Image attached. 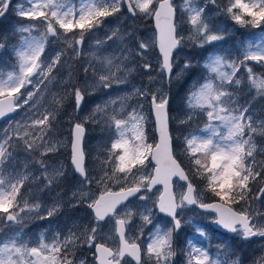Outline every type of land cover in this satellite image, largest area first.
Segmentation results:
<instances>
[{
	"label": "snow or ice",
	"instance_id": "snow-or-ice-1",
	"mask_svg": "<svg viewBox=\"0 0 264 264\" xmlns=\"http://www.w3.org/2000/svg\"><path fill=\"white\" fill-rule=\"evenodd\" d=\"M31 7L19 10V16L27 18L32 23L28 27H19L18 32L29 33L39 32L38 36L23 38L21 50L17 52L19 60V71L9 72L6 79H0V117L15 112L17 109L27 107L28 117L31 123H17L15 129H6L0 135V220L6 218L11 222H18L19 213L32 211L27 200L21 201L23 193L21 188L29 179L27 175L18 177L11 173L6 177L4 174L5 161L11 157L12 153L8 150L12 145V140H22L26 151H34L43 148L40 153L45 156L50 152H56L57 147L47 137L52 129V124L56 121L59 108L49 110L45 107L43 96L41 95L46 81L50 80V74L61 63L63 52H57L53 58L46 60L43 57L45 46L49 37L57 38L63 35L66 39L68 48L76 52L75 45L83 44L86 33L99 27L105 18L115 15L121 11L124 0H80V7L76 8L71 0H29ZM10 0H0V16H3ZM195 0H185V7L191 13L190 23L194 26L196 36H189V39H199L200 46L213 41L222 40L223 36L214 34L212 27L202 19V8L191 7ZM153 0H129L127 4L128 11L135 14L138 10L145 15L153 13ZM226 12L231 18L240 25L252 24L255 27L264 25V0H228ZM157 21L163 16L164 28L161 30L159 39V50L162 54L160 63L161 73H172L171 54L173 49L178 48L184 40L179 35L178 26L174 22V8L170 0H163L159 8L154 12ZM41 27L43 31H40ZM159 27V24H158ZM116 34L115 32L113 33ZM71 35L73 39H67ZM78 35V39H76ZM111 38V37H109ZM139 49L149 48V43L140 42ZM79 55V53H76ZM127 59V56L124 57ZM210 62L205 65L212 73L216 74L219 83H214L209 79L203 83L200 88L192 92L188 97V108L193 113L189 115L182 123L190 122L194 115L200 112H206L208 120L218 121L219 125L209 124L207 131L210 135L198 136L190 133L184 137V150L189 157L190 162L195 168V174L200 175L207 181V187L214 193L220 201L230 205H246L239 212L232 207H223L222 204L199 203L200 208L215 209L218 214L216 223L224 229L231 232H240L242 237L247 239L252 236L264 237V212L250 211L249 187L252 181L261 177L264 172V163L257 166L254 160V152L257 150L252 140V135L257 131L253 127L251 116H246L248 108L244 106L233 107L236 103L233 99V93L224 89L231 84L239 85V79H233L239 67H246L248 61H255L258 64H264V37L256 45L255 49L251 44L243 53V59L237 64L235 61L226 62L220 55L209 57ZM107 67L102 71L107 74H100L93 85L85 84L84 90L80 87H74L68 93L74 98L75 107L80 108L84 99L85 91L88 87H100L104 89L111 88L114 83H124L117 76V72L123 69L115 66L112 71L113 60L106 58ZM145 69H150L151 64L145 63ZM185 67H188L186 64ZM224 67L232 69L231 73L222 71ZM132 71V69H128ZM87 73V68H85ZM249 79L258 90H264V79L253 78L251 68H247ZM93 75L96 76V70L93 69ZM3 73L0 72V77ZM151 80V78H149ZM31 86V90H29ZM46 86V85H45ZM23 90V91H22ZM134 95L138 98L147 100L150 104V110L155 114V123L160 135V142L153 146L146 142L144 132L145 116L141 115L143 105H139L140 111L136 108L131 113H125L122 104L120 111L113 110L111 115L107 114V108L101 109L99 106L93 111L92 115L86 117L80 122H74L69 130L71 144V165L75 173L80 177L82 185L90 186L95 180L97 184H105V181L116 180L118 175L122 176L125 182L131 176L134 186L120 187L118 192H112L105 186L104 193L91 201L88 207L94 212V226L86 228L80 236L69 232L68 235L61 238L60 233L52 238V242L47 244L43 237L36 247H29L28 242L23 241L17 233L13 237L0 240V264H75L74 259H69L68 249L77 244L82 238L83 242L90 248H95L94 259L98 264H129L127 257H131L135 264H144L143 256H147L153 261V264H167L168 258L172 253V234L181 225V220L177 218L178 210H182L187 205L197 204L198 200L196 189L189 179L188 173L184 171L181 163L172 154V137L168 129V104L167 95L159 89L150 92L145 88L135 89ZM64 97L55 101L61 105ZM127 99V97L123 98ZM115 105L116 101H110ZM104 112L103 119L107 122L109 129H115L117 139L111 143L107 151V159L102 161L100 171L103 173L96 179L90 178V172L95 169L85 167V152L83 149V138L85 135L84 124L89 120H94L97 113ZM239 113L238 115L234 113ZM126 118H122L125 117ZM131 126V127H129ZM220 126L227 129V135L220 130ZM247 130L248 138L245 139ZM130 132L129 137L125 136ZM21 133H23L21 135ZM35 134V135H34ZM261 135H264V124L261 125ZM29 137H33L29 140ZM155 161L154 172L147 175L136 176L137 172L143 173L149 162ZM37 164L46 172L47 165L44 161L38 160ZM259 169V170H258ZM111 173V174H109ZM62 175L54 173L53 178ZM176 177L186 185V191L177 194L171 191L172 178ZM48 179V184L52 179ZM120 183V181H116ZM163 183L167 196L161 195L156 202L158 210L172 219V227L161 229L157 227L155 233L150 234L146 249H141V245L136 242L139 237L131 238L127 236L126 226L130 225L133 212L127 208L125 201L129 197H138L141 201L148 197L146 193L151 192L154 185ZM259 192L264 195V188ZM143 193V194H142ZM76 195L75 193L73 194ZM81 199H91L89 193L80 194ZM259 199V197H256ZM119 206V207H118ZM39 208L40 205L34 206ZM125 209V216L121 218L120 208ZM58 208L53 207L47 211V216L55 215ZM151 212L152 209H145ZM146 223H151L149 216L141 217ZM114 222V235L112 239L118 240L115 249L106 247L103 243H97V238L101 232V222ZM200 235L203 231L197 229ZM190 250L188 253V264H226L219 259L209 258L207 250L192 246L189 242ZM47 253V255H44ZM80 264H85L81 261ZM257 264H264V258H261Z\"/></svg>",
	"mask_w": 264,
	"mask_h": 264
},
{
	"label": "rangeland",
	"instance_id": "rangeland-1",
	"mask_svg": "<svg viewBox=\"0 0 264 264\" xmlns=\"http://www.w3.org/2000/svg\"><path fill=\"white\" fill-rule=\"evenodd\" d=\"M159 0H153V13L157 6ZM163 1V0H162ZM87 2V0H86ZM174 10H176V15L178 14V33L184 37L183 42L174 53V64L172 63V68L177 73L184 70L187 62L193 63L194 67H200L198 73L193 74L191 81L189 83L190 90L186 92V96L181 92L176 94L175 98L178 99L177 102H180L184 99L186 103V113L188 115H182L180 126L184 125L182 121H185L187 117L192 113L188 108V97L189 95L198 90L200 86L205 83L207 80L211 79L214 83H219L216 74L212 73L210 69L206 68L205 65L210 62L209 57H214L215 55H220L225 58L226 62L235 61L239 64V61L243 59V53L249 47V44L255 49L256 45L261 42V38L264 37V25L262 27H255L252 24H247V27L250 31V34L247 38L239 40L233 37L238 33L245 31L244 25L237 24L231 16L226 12V7L228 6V0H195L194 4H189L188 8L196 7L202 8V19L212 27L214 34H219L223 36L222 40L213 41L211 44L205 43L203 46H200L199 39H189V36H196L195 28L190 23V16L194 13H191L185 7V0H171ZM15 3L17 4L16 6ZM71 3L75 5L76 8L80 7V0H71ZM23 7L25 9L31 7L29 0H10V3L7 7L3 16H0V29L6 28L8 24L4 27L1 25L9 16L12 15L13 9L16 10L17 16H19V10ZM145 15L140 13L138 10L133 16H129L128 13H124V10H121V13H116L113 16L105 18L103 23L94 28L91 32H88L84 36V42L80 45H75L76 52L71 51L66 43V39L63 35L59 38V49L57 52H71L72 57L68 69L66 81L71 84L62 88V91H68L70 88L80 87L84 90L85 84L93 85L96 83V79L100 74H107L105 71H102L107 67L106 58L113 60L112 71H115V66H120L123 70L117 72V76L120 80L125 81L124 83L116 84L114 83L111 88L104 89L100 87H88L85 91L84 99L81 103V108L79 115L72 119V123L80 122L86 117L92 115L93 111L99 106L101 109L107 108V114L111 115L113 110L120 111L122 104L124 105L125 113H131L133 108H136L137 111H140L139 105H143V111L141 115L145 116L144 122V132L146 135V142L152 146L155 145L156 138H153L150 130L152 128L149 125V118L147 116L148 108L150 104L147 100L138 98L134 95L135 89L145 88L150 92H155L160 90L165 95L168 92V86H163V78L160 71L161 60L152 53L154 38H155V49H156V35L151 32L150 27L147 23L151 19L152 15ZM16 23V21H14ZM176 23V19L174 21ZM32 21L27 19V23L19 21L16 23V26L12 27V30L15 32V39H13L11 44V62L9 65H14L13 61H16V69L11 72L19 71V60L17 52L21 50V45L23 38L31 36H38L37 31L29 33L18 32L19 27H28ZM40 31H43L41 27ZM116 33L115 35L113 33ZM111 37V38H109ZM78 35L76 39H78ZM67 39H73L71 35L67 36ZM49 42L54 44V39L49 37ZM145 42L149 43L151 46L141 53L139 49V43ZM233 43V49H227V43ZM2 44H0L1 48ZM200 50V51H198ZM56 52V53H57ZM79 53L77 55L76 53ZM157 52V50H156ZM55 53V54H56ZM158 54V52H157ZM55 56V55H54ZM53 56V57H54ZM127 56L125 60L124 57ZM159 58L160 55L158 54ZM50 52L44 57L46 60H49ZM62 58V57H61ZM73 58L76 62L73 61ZM194 61H191V59ZM187 60V61H186ZM82 64L87 66L88 74L85 76L83 82L80 85L73 86L71 81L73 78L71 64ZM145 63H150L151 68L145 69L143 65ZM257 65L259 68L264 67V64H258L255 61H248L246 67L241 66L242 74L245 73V79L248 82V89L252 88V97L251 93L243 96V101L238 99L233 95V99L236 101L232 106L239 107L244 106L248 108L246 116H251L253 127L257 131L252 135V140L256 146V151L254 152V158L258 152L263 151L262 144L257 145V135L260 138H264V135H261V125L264 124V104H262L261 95L264 93V90H258L255 85H253L249 79L247 73V68H251L253 65ZM190 66V65H188ZM9 67V66H8ZM57 67L65 68L63 61L57 65ZM93 69L96 70V76L93 75ZM132 69V71H128ZM147 71L144 75H140L139 71ZM252 74L253 78L264 79L263 73H254L253 69ZM222 71L231 72L232 69L229 67H224ZM3 73V76L0 79H6L7 74L10 71H0ZM56 73V72H55ZM186 74L179 75L177 77H172L169 81L172 89L174 91L179 89L180 83H183V76ZM151 78V80L149 79ZM54 79L50 77L49 81L53 82ZM236 84L228 85L224 90L229 91V87H235ZM31 90V86H29ZM23 91V90H22ZM45 91H42L41 95L43 96V101L46 107L53 106V103L65 93H62L61 90L58 92H49L43 95ZM232 93V92H231ZM127 97V99H123ZM116 101V104L113 105L110 101ZM170 101V100H169ZM260 101V102H259ZM200 112V110H196ZM262 112V114H260ZM203 118L202 126L190 130L187 135L181 136L178 133L175 135V145L172 141V149L175 157L182 154L188 157L184 149V137L188 136L190 133L198 136H208L211 133L207 131V126L211 124L219 125L218 121H209L206 115ZM151 114V110H150ZM238 115L239 113H234ZM105 113H97L94 120H89L84 124L86 129V136L83 141V149L85 152V167L87 169H95L90 172V178L95 177L99 179L103 173L100 171L102 161L107 159L106 153L111 147V143L117 139V133L115 132L114 127L109 129L107 127V122L103 119ZM152 115V114H151ZM169 124L170 127L175 126L173 123V115L168 111ZM122 118H126L122 117ZM17 123H31V120L28 117L27 107L18 109V115L15 118L8 119L7 121L0 124V135L3 134L6 129H15ZM154 123V122H153ZM131 127V126H129ZM172 130V129H171ZM219 130L227 135V129L223 126H220ZM58 129L51 131L52 138L56 137L55 133ZM59 132V131H58ZM23 133H21L22 135ZM35 135V134H34ZM130 132H126L125 136L129 137ZM49 136V133H48ZM70 137V136H69ZM33 137H29L31 140ZM48 138V137H47ZM245 139L248 138L247 130L245 134ZM52 143L56 144L57 151H60L59 158L54 155V152H50L47 155H51L48 160H43L47 155L41 156L40 153L44 151L43 148H38L34 151H26L25 144L22 140L13 139L12 140V155L7 161H5L4 174L7 177L9 173L14 177L27 175L29 179L25 182L21 192L23 193L21 207H23V200H27L29 206H32V211H25L19 213L18 222L8 221L6 218L0 220V240L7 239L9 237L15 236L17 233L23 241L28 242L29 247L38 246L41 237L45 243L50 244L52 238L56 233H60L61 238L68 235L69 232L75 233L76 236H80L86 228L94 226V216L88 207V204L92 200L98 198L99 194L104 193L105 186L111 189L112 192H118L120 187L125 188L134 186L130 181L132 177H128L129 182H125L122 176L118 175L116 180L105 181V184H97L95 180L92 181L91 185H82L80 182L79 175L75 174L72 186L66 187L64 190L53 189L51 184H48V179H45V175L49 179L53 178L54 173H62V175L56 176L52 179V182H57L60 178L67 173L66 167L70 165V157L68 160L65 155V152H69V144L64 142L63 139H49ZM173 140V138H172ZM43 160L45 165H47L46 172L44 169H41L40 165L36 163L38 160ZM184 165L189 161L183 158ZM191 163V162H190ZM192 164V163H191ZM193 166V165H192ZM194 167V166H193ZM72 168V167H71ZM195 169V168H194ZM73 170V168H72ZM153 172V165L151 164L150 157L147 167L143 173L137 172V178L144 174H151ZM111 174V173H109ZM192 179L196 178L195 175L191 176ZM120 181L117 183L116 181ZM199 186L194 185L196 189V197L198 203H206L207 196H215L212 191L207 187V181L200 177L197 179ZM74 186V187H73ZM56 188H59L55 184ZM261 186L256 188V194L249 198L250 211L264 212V195H261L259 192ZM175 192L177 198L179 194L185 191V185L179 183L178 181L174 182ZM264 188V184L262 186ZM44 191V192H43ZM48 192V194H47ZM87 192L91 199H81V193ZM76 194L75 196L73 194ZM161 193L160 188H155L151 192L146 193L147 199L141 201L138 197L127 203V208L133 212L131 217L130 225L126 226L127 236L131 238L139 237L136 240L137 243L141 245L142 252L146 249V244L149 242L150 234L155 233L157 227L166 224L167 228H171V225H168V222L165 219H168L157 212L156 202L158 201V196ZM143 194V193H142ZM259 197V199H256ZM39 204L40 207L37 209L34 206ZM199 205V204H193ZM234 206V207H232ZM235 211L239 212L242 207L246 205H232ZM53 207L58 208V211L55 215L48 217L47 211ZM152 209L151 212L145 211V209ZM88 209V210H87ZM89 214L90 225L88 222L80 221V217H83V214ZM121 218L125 216V209L120 208L119 213ZM147 215L151 219V223H146L142 220V216ZM178 219L181 220L182 228L178 231H173L172 234V253L168 258L167 264H188V253L190 250L189 242H192V246L200 247L207 250L209 258L212 260L219 259L221 262L225 261V256L230 257L231 254V243L238 244L242 247L244 252L251 251L253 254H256L255 257L259 259L264 258V237L254 236L253 239H245L242 237L240 232H236L231 242L222 239L220 236L213 234L211 232L212 227L209 225L212 221L211 216L208 213H203L199 208L194 209L185 206L182 210H178ZM215 220V219H214ZM74 221L77 226L70 225ZM259 223H264V221H259ZM161 228V227H160ZM203 231L204 235H200V232L197 229ZM23 231V233H19ZM114 235V222L109 221L107 223L101 222V232L97 238V243H103L107 246L116 248L118 240L114 241L112 239ZM249 240V241H246ZM246 241V242H244ZM209 242H212L209 245ZM77 244L86 245V253L77 259H75L76 264H80L81 261H84L85 264H95L94 259V248H90L87 244L83 242L81 238ZM47 255V253H44ZM182 255L181 257H179ZM129 264H135L129 257H127ZM144 264H153V261L149 259L146 255L143 256ZM226 262V264H232L231 261Z\"/></svg>",
	"mask_w": 264,
	"mask_h": 264
},
{
	"label": "trees",
	"instance_id": "trees-1",
	"mask_svg": "<svg viewBox=\"0 0 264 264\" xmlns=\"http://www.w3.org/2000/svg\"><path fill=\"white\" fill-rule=\"evenodd\" d=\"M17 4L15 3L14 6H16ZM14 21H16V23L18 21H19V23H22V22L27 23V18L17 16L16 10L13 9L12 15L9 16L8 19L5 20L3 22V24L1 25L2 27H4L6 24H8L6 26V28L0 29V44H2V46L0 48V71H10L11 72V71H14L16 69V61H13L14 65H9L11 62V50H12L11 44H12L13 39H15V36H16L14 30H12V27L16 26V23ZM262 26H260V27H262ZM244 28H245V31L235 35V37H233L234 40L236 38H238L239 40H243V39L248 37V35L250 34V31L247 27V24L244 25ZM58 40H59V38L56 39V44L59 46ZM227 49L228 50L233 49V43L232 42L227 43ZM70 53L71 52H66V53H64V55H62L61 61H63L65 68L56 67L53 70V72L50 74V77H52L54 79V81L53 82H45L46 86L45 85L41 86L43 91H45L43 93V95L46 93L52 92V91L58 92L61 90L62 93L65 92L62 95V97H64V99H63V102L61 105H57L56 103H53V106L47 107L50 111L54 110L56 108H59V111L57 112L56 121L53 122L52 129H51V131H52L56 128V129H58L59 132L57 131L55 133L56 137L52 138L51 131H50L48 139H56L57 140V139L61 138L64 140L65 143L67 141L68 144L70 141L69 130L73 125L72 119L79 115L80 108H81V105H80V108L77 109L75 107L74 98L71 97L70 95H68V93H70L73 90V87L70 88L68 91H66V90L62 91L63 87L71 85L66 81L67 69H68L69 63L72 59ZM73 61L76 62L74 58H73ZM70 67L72 68V72L74 75L72 78V81H71L72 85L73 86H76L77 84L80 85L83 82L85 76H87V74H88V69H87V73H85V68H87V67L83 66L82 64H78V63L71 64ZM251 68L253 69L254 73H263V75H264V67L259 68L257 65L254 64L253 66H251ZM194 70H195V73H198V71L200 70V67H194ZM242 71H243V69L239 68L238 71L236 72L234 78H233L234 80L239 79L241 81V83L239 85H236L235 87H229V91L232 92L235 97H237L238 99L243 101V96L251 93L252 88L250 87L247 91L248 82L245 79V73L243 74V77L241 79ZM144 74L145 73H142V75H144ZM190 81L191 80L183 81V83H180V85H179V87H181L180 88L181 93L184 94L185 96H186V92L189 90ZM169 92H170L171 97H170V101L168 104V111L170 113H172L173 123L175 125V126L172 125V127H170V131H171V136L173 138V142L175 145V135L178 133L179 135L184 136V135H187V133H189L190 130H192L194 128L201 127L202 126L201 121L203 120L205 114L201 113V112H197L199 114L194 115L193 119L190 122L184 123V125L180 126V121H181L182 115H188L186 113V103H185L184 99H182V101L179 99L180 102H177L178 99L175 98L176 97L175 95L178 94V90L174 91L172 89L171 85L169 86ZM252 95L253 94L251 93V97H252ZM261 97H262V104H264V93L261 95ZM45 107H46V105H45ZM147 114H148V118H149V125L152 128V130H150V132L154 138L155 137L154 123H153V119L151 118L150 107L148 108ZM260 114H262V112ZM190 115H193V113H191ZM261 144L263 146V151L258 152L256 154V157L254 158V160L257 163V166L260 163H264V138H260V136L257 135V145L260 146ZM182 150H184V149H182ZM59 154H60V151L54 152V155L57 158H59ZM65 155L67 157L65 160L67 161L70 154L67 151V152H65ZM50 156L51 155H47L43 160H48L50 158ZM183 158H185L189 161L185 165L183 162ZM176 159L181 163V166L186 170V172L188 173V175L190 177L192 175H195L196 178L192 179V177H191V179L196 186H199L200 184H199L197 179H199L201 176L195 174V169L192 166V164L190 163L189 157L180 154V155H178V157H176ZM66 170H67V173L63 176V178H60L56 183L55 182L51 183V187L53 189L64 190L66 187L72 186L74 184L75 181H73V179L75 176L72 173L73 172L72 168L68 165V167H66ZM55 184H57V186H59V188H56ZM263 184H264V172H262L261 177L257 178L255 181H252L250 183L249 187L251 188V192L249 194V198L251 196H254L256 194V188L258 186H261L260 188H262ZM207 198L209 200L220 201L219 198L216 196H207ZM227 205L232 206L230 204H227ZM232 207H234V206H232ZM77 219H80V221L86 220L88 222V224L90 225L89 214H87L85 212L83 214V217H80ZM77 224H75L74 221H72V223L70 225L76 227ZM86 249H87L86 245H80V244L73 245L71 248L68 249L69 259L75 260L78 257L84 255L86 253ZM255 255L256 254H253L251 251L244 252L240 245L235 244V243L234 244L231 243V254H230L229 258H227V257L225 258V261L226 262L228 261V263H230L229 261H231L232 264H257V262L260 261L261 259H259L258 257H255ZM181 256L182 255H180V257ZM75 264H76V262H75Z\"/></svg>",
	"mask_w": 264,
	"mask_h": 264
},
{
	"label": "water",
	"instance_id": "water-1",
	"mask_svg": "<svg viewBox=\"0 0 264 264\" xmlns=\"http://www.w3.org/2000/svg\"><path fill=\"white\" fill-rule=\"evenodd\" d=\"M155 20V22H157V18H155L154 19ZM155 25H157V24H155ZM157 31H158V35H157V48H158V50H159V39H160V34H159V29H156ZM159 52H160V50H159ZM161 54V53H160ZM151 113H152V118H153V121H154V124H155V133H156V136H157V143H159L160 142V135H159V132H158V130H157V126H156V123H155V114H154V112H152L151 111ZM167 115H168V111H167ZM168 129H169V123H168ZM85 136H86V129H85V135H84V138H83V141H84V139H85ZM156 143V144H157ZM153 149H155V146H154V148ZM171 150H172V145H171ZM173 154V153H172ZM70 162H71V159H70ZM151 162H152V164L154 165V166H156L155 165V161L154 160H151ZM155 168V167H154ZM154 172V171H153ZM75 174H77V173H75ZM78 175V174H77ZM176 177H173L172 178V181H171V191H173V185H172V182H173V180L175 179ZM156 186H161L162 187V194L161 195H164L165 197L167 196V192H166V189H165V186H164V184L163 183H157L156 185H154V187H153V189L156 187ZM152 189V190H153ZM101 195V194H100ZM99 195V196H100ZM160 195V196H161ZM98 196V197H99ZM131 198H133V197H129V199H128V201L131 199ZM160 198V197H159ZM125 203H127V201H125ZM210 204H222L223 205V207H225V208H227V207H230V206H227V205H225V204H223V203H221V202H212V203H210ZM119 207V206H118ZM200 210H202V211H205V212H212V213H214V214H216V217H217V219L219 218L218 217V214H217V212H216V210L215 209H212V208H209V209H204V208H200L199 207V205L197 206ZM157 209H158V206H157ZM234 210V209H233ZM91 212H92V214H93V216H94V212H93V210L91 209ZM158 212H159V210H158ZM160 214H163V215H165V216H167L166 214H164V213H161V212H159ZM167 217H169V216H167ZM171 218V217H170ZM216 219V220H217ZM216 220L214 221V222H212V226L214 227V228H216V229H218V230H220V231H223V232H227V233H229L230 235H232L234 232H231V231H229L228 229H224L221 225H218L217 223H216ZM180 228V227H179ZM179 228L178 229H176L175 231H178L179 230ZM251 237H249V238H247V239H250ZM130 259H131V257H129ZM132 260V259H131ZM134 262V261H133ZM95 263L96 264H98V261H96L95 260Z\"/></svg>",
	"mask_w": 264,
	"mask_h": 264
},
{
	"label": "flooded vegetation",
	"instance_id": "flooded-vegetation-1",
	"mask_svg": "<svg viewBox=\"0 0 264 264\" xmlns=\"http://www.w3.org/2000/svg\"><path fill=\"white\" fill-rule=\"evenodd\" d=\"M171 78L172 77H177V75H178V73L176 72V71H174V69L172 68V73H171ZM76 183V182H75ZM194 186V185H193ZM74 187V186H73ZM195 194V193H194ZM196 195V194H195ZM213 200H209L207 197H206V201L205 202H212ZM197 204H199V203H197ZM206 204V203H205ZM227 205V204H226ZM189 206V205H188ZM189 207H191V208H194V209H196V205H193V206H189ZM209 214V216H211V218H212V221L216 218L215 217V215H214V213H208ZM167 222H168V225H171L172 224V220L171 219H165ZM212 221L210 222V226H211V223H212ZM161 227V229H167V225L166 224H164V225H161L160 226ZM212 227V226H211ZM182 228V227H181ZM211 232L213 233V234H216V235H218V236H220L222 239H224V240H227V241H229V242H231V239L233 238V236H236L235 234L234 235H229L228 233H226V232H221V231H217L214 227H212V229H211ZM19 233H23V231H20ZM253 237L254 236H252L249 240H251V239H253ZM249 240H246V241H249ZM246 241H244V242H246ZM212 244V242H209V245H211ZM172 246H173V244H172ZM111 247V246H110ZM111 248H113V247H111ZM113 249H115V248H113ZM180 257V256H179Z\"/></svg>",
	"mask_w": 264,
	"mask_h": 264
},
{
	"label": "bare ground",
	"instance_id": "bare-ground-1",
	"mask_svg": "<svg viewBox=\"0 0 264 264\" xmlns=\"http://www.w3.org/2000/svg\"><path fill=\"white\" fill-rule=\"evenodd\" d=\"M161 24H162V23L159 21V27L161 26ZM163 28H164V27H160V28H159V31L161 32V30H162Z\"/></svg>",
	"mask_w": 264,
	"mask_h": 264
}]
</instances>
